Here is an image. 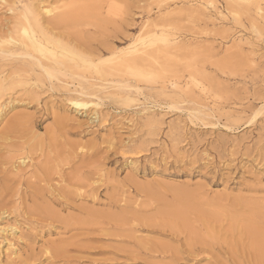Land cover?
Masks as SVG:
<instances>
[{
    "label": "rangeland",
    "instance_id": "obj_1",
    "mask_svg": "<svg viewBox=\"0 0 264 264\" xmlns=\"http://www.w3.org/2000/svg\"><path fill=\"white\" fill-rule=\"evenodd\" d=\"M34 1L73 15L43 24L82 57L136 46L139 70L125 78L143 92L104 94L87 110L63 91L8 104L0 264H264V239L251 232L264 238V0L234 12L229 0H7L0 32L13 26V3L29 11ZM154 25L180 47L149 55L165 41L137 39ZM25 115L34 126L19 138L10 127ZM5 138L33 141L27 167L4 159Z\"/></svg>",
    "mask_w": 264,
    "mask_h": 264
},
{
    "label": "bare ground",
    "instance_id": "obj_2",
    "mask_svg": "<svg viewBox=\"0 0 264 264\" xmlns=\"http://www.w3.org/2000/svg\"><path fill=\"white\" fill-rule=\"evenodd\" d=\"M250 1L252 0H229L228 8H231L232 6L233 8L231 11L234 12L236 7L233 4H238L244 7V9L249 10V5H251ZM1 2L7 3V0H0V4ZM42 4L43 3L34 1L30 5L28 4L30 7L29 11H25L24 9L18 11V8L14 7L13 3L11 5L13 8H10V10L17 11V15L15 17L12 16L15 18V21L12 20V23L14 21L13 26L10 25L11 27H7L2 33L0 32V115L4 113V110H6L8 104L14 101L20 102L21 100H28L38 102L41 96H44L51 91H63L67 93L65 94V100L67 101V104L77 110H87L91 106H95L96 108L99 107V105L105 99L104 94H116L117 96H120L122 95V91H126L127 94L123 93V96H130V94H134V92H143L142 88L130 83L125 78V76L130 72L136 73L139 70L137 68L140 66L138 62L139 58L134 55V52L138 51L136 46L133 48V50L127 49L128 51L126 49H121L118 51L113 50L111 53L112 56H108L104 59L99 57V59H94V57H97L96 53V56L93 57L86 55V57H82L77 51H75V49L71 50V48H68V44L66 45L62 41L63 39H61V35L53 32L52 29L47 28L48 26L46 27V25L43 24L46 22L51 26H57L61 22L68 21L69 18L73 17V15H69L64 12H54L52 8ZM256 9L257 14H259L260 17L264 19V12L261 5H257ZM197 10L200 9L198 8ZM44 14H48V16L50 15L49 18H44ZM73 20H75L74 17ZM254 24L256 23L254 22ZM157 27H159V25H154L153 29H150L145 33L146 36L142 35L139 37V39H137V41L139 40L144 42V40L149 37H153L151 40H160L159 38L161 37L165 41L164 48L158 49L156 52L149 55L158 57V55L161 56L162 54L169 53L170 49L180 47L179 41L173 42L170 40V38L164 36L163 33L159 34V31H156ZM60 48L64 49V52H62ZM92 51L90 50V52ZM93 54L94 51L92 55ZM115 59L119 61L118 65L115 67H109ZM91 67L94 68V71L98 76V81L91 80L86 76L84 71H82V69L85 70ZM92 77L93 75L91 78ZM94 77L96 78V76ZM110 77L112 80L109 79ZM176 87H178V85H176ZM163 90H166V88L163 87L162 91ZM15 96H20V98H14ZM21 97H23L24 100ZM91 97H96L99 102L87 100ZM98 110L99 109L95 110L97 116H99ZM199 111H201V109ZM260 111L261 110L256 111V115ZM32 117L33 116L26 115L20 117L19 120L10 127V131L14 133L16 131L19 135L16 137L24 138L23 132L25 133L26 130L24 127L25 124L29 123L30 126H28L30 128H33L32 126H34V122H30ZM11 132H9V134ZM8 140L9 138H5V142L3 144V149L5 148L8 151L7 158L5 157L4 159H7L9 162L13 160L11 163L19 161L23 167L26 165L28 166L29 162L27 159L32 155L33 152L32 149H29V146H32L31 144L33 141L30 143L28 138L27 140L24 139L19 143L14 140L8 142ZM27 143H30V145ZM31 148L34 149L33 146ZM1 161L0 163L4 162L3 159ZM44 164L42 167H39L38 172L32 174V178L39 180V182H45L49 179L50 167L47 165V163L45 165ZM18 170L19 168L17 169V172L21 171L22 168L21 170ZM7 180L9 181V179ZM11 180H18L21 182L24 181V177L21 175H15L14 179ZM30 184H34L33 186H37L39 190L44 188L40 184ZM0 192L2 193L3 190ZM1 196L2 195H0V197ZM3 206L4 205H2V207ZM37 209L49 211L47 207H38ZM0 211L2 210L0 209ZM251 232L254 236L253 240L255 243L259 240L263 241L264 238L258 233L253 231ZM258 252H264L263 245L259 247Z\"/></svg>",
    "mask_w": 264,
    "mask_h": 264
}]
</instances>
